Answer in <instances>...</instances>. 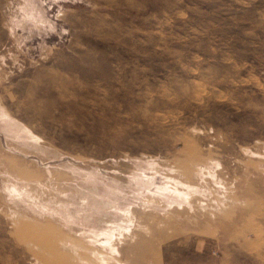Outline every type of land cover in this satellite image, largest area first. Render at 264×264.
Returning a JSON list of instances; mask_svg holds the SVG:
<instances>
[{
	"label": "rangeland",
	"instance_id": "rangeland-1",
	"mask_svg": "<svg viewBox=\"0 0 264 264\" xmlns=\"http://www.w3.org/2000/svg\"><path fill=\"white\" fill-rule=\"evenodd\" d=\"M0 264H264V0H0Z\"/></svg>",
	"mask_w": 264,
	"mask_h": 264
}]
</instances>
